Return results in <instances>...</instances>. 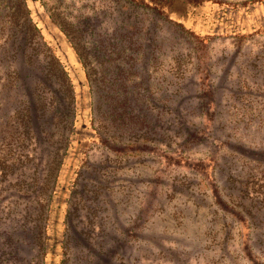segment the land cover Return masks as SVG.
Masks as SVG:
<instances>
[{
	"label": "rangeland",
	"instance_id": "rangeland-1",
	"mask_svg": "<svg viewBox=\"0 0 264 264\" xmlns=\"http://www.w3.org/2000/svg\"><path fill=\"white\" fill-rule=\"evenodd\" d=\"M254 1L0 0V264H264Z\"/></svg>",
	"mask_w": 264,
	"mask_h": 264
},
{
	"label": "trees",
	"instance_id": "trees-1",
	"mask_svg": "<svg viewBox=\"0 0 264 264\" xmlns=\"http://www.w3.org/2000/svg\"><path fill=\"white\" fill-rule=\"evenodd\" d=\"M140 2V0H134ZM145 5H150L152 8L156 9L165 19L178 24L180 27H189L193 28L194 24L190 23L191 16L189 10L191 6L195 3H199L200 0H182L184 1V7L182 8V2L180 0H143ZM207 2V0H203ZM148 3V4H146ZM247 6V5H246ZM248 8H253V11L264 9V0H255L251 6ZM258 24L264 26V11L260 15V20L257 21Z\"/></svg>",
	"mask_w": 264,
	"mask_h": 264
}]
</instances>
